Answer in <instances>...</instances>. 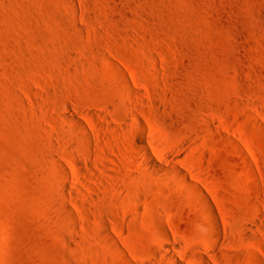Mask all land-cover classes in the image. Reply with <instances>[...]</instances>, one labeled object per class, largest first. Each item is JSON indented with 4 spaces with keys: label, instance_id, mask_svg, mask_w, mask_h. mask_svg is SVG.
<instances>
[{
    "label": "rangeland",
    "instance_id": "obj_1",
    "mask_svg": "<svg viewBox=\"0 0 264 264\" xmlns=\"http://www.w3.org/2000/svg\"><path fill=\"white\" fill-rule=\"evenodd\" d=\"M166 237L264 264V0H0V264H170Z\"/></svg>",
    "mask_w": 264,
    "mask_h": 264
},
{
    "label": "bare ground",
    "instance_id": "obj_2",
    "mask_svg": "<svg viewBox=\"0 0 264 264\" xmlns=\"http://www.w3.org/2000/svg\"><path fill=\"white\" fill-rule=\"evenodd\" d=\"M130 74H131V77L133 79V82L134 84L132 85H136L138 84L139 85V80H138V77L137 75L130 71ZM125 79V78H124ZM126 79H128L126 77ZM130 80V79H129ZM127 82V80H125ZM126 84V83H125ZM129 82H127V86L128 88L131 90V93L134 92L133 94L135 95V93L137 95L140 96V90L142 92V89H139L136 88V86H132ZM140 86V85H139ZM130 93V92H129ZM143 93V92H142ZM133 95V96H134ZM142 95V94H141ZM143 96V95H142ZM138 97V96H136ZM139 98V97H138ZM137 99V98H136ZM140 100V99H139ZM142 102V101H141ZM127 115H128V118L131 120V124H132V121L135 120L136 122H133V123H137V121L139 120L138 119V116H136L134 110L132 109H127ZM71 120H75L76 123H78V125H81V124H84V122H81L80 119L77 118V116L75 114H71ZM69 119V117H68ZM142 119V118H141ZM140 119V121H141ZM72 120V121H73ZM128 120V121H130ZM139 122V121H138ZM143 122V121H141ZM139 122V124L141 123ZM129 123V122H128ZM127 123V124H128ZM86 124V123H85ZM90 124V123H89ZM144 124V123H143ZM96 125V124H95ZM130 125V124H129ZM145 125V124H144ZM85 125L82 126V128L84 127ZM134 126V125H133ZM139 126V129H137L139 131V134L137 135V139H138V143H139V147H140V153H141V157L143 158V164L147 167H149L150 169L153 168L155 170H169L170 168L175 170V172L177 171L179 173L180 176H182V178L186 179L187 178V173L185 171V169L183 170L182 168L180 167H176L174 165H171L172 163H168V161L166 160H161V159H166L164 158V156H162V154H160L159 150H158V147L153 144L149 137H148V132H147V129L142 125V123ZM96 127V126H95ZM87 128V127H86ZM84 128V129H86ZM93 128V127H92ZM97 129V128H96ZM131 129H132V126H131ZM136 129V125H135V128L133 127V130ZM93 130V129H92ZM95 131V130H94ZM132 132V131H131ZM137 132V131H136ZM98 134V133H97ZM132 134V133H131ZM134 134H135V131H134ZM132 134V135H134ZM91 137V135H90ZM88 137V138H90ZM97 137V136H96ZM134 137V136H133ZM87 140L86 141H91V140ZM98 138V137H97ZM96 141V140H95ZM94 142V141H93ZM108 142V141H107ZM111 142V141H109ZM92 145V141L90 142ZM98 143V141H97ZM97 143H95L97 145ZM89 145V143H87ZM99 144V143H98ZM110 144V143H108ZM94 145V144H93ZM110 146V145H109ZM89 147V146H88ZM102 146H99V148H101ZM113 147H114V144H113ZM95 148V147H94ZM97 148V147H96ZM95 148V149H96ZM118 148V147H117ZM103 149V148H102ZM100 149V150H102ZM108 149V147H107ZM119 149V148H118ZM122 149V148H120ZM117 150V149H116ZM98 151V150H97ZM96 151V152H97ZM104 152V150H102ZM124 150H122L123 152ZM237 151H238V154L240 156H244V152L242 149L240 148H237ZM88 152V151H87ZM86 152V153H87ZM93 153V154H96ZM99 152V151H98ZM110 152H111V148H110ZM113 152V151H112ZM111 152V153H112ZM89 154L90 151H89ZM104 154L107 155V153L104 152ZM116 154V152H115ZM88 155V154H87ZM164 155V154H163ZM89 156V155H88ZM87 156V157H88ZM91 156V155H90ZM93 156V155H92ZM104 156V155H103ZM140 157V158H141ZM167 157V156H166ZM97 158V157H96ZM115 158V157H114ZM88 159V158H87ZM93 159V158H92ZM92 159H88V161L86 160L85 164H86V168L90 169V171L92 172V168H93V163L95 161H93L92 163ZM95 159V158H94ZM113 160V159H112ZM83 162H79V161H75V160H70L69 159V164L71 167L74 168V170L76 169H79L80 171H76L74 172V176L75 178L79 179L80 176H82L83 178V171H82V167H84L82 165ZM246 163V162H245ZM84 164V163H83ZM96 164V163H94ZM61 165V164H59ZM246 166V165H245ZM248 167V166H246ZM61 170H63L62 172H64V174L66 175L65 177H67L69 175V171H68V168L67 167H63ZM100 172V171H99ZM160 172V171H159ZM248 172V171H247ZM102 173V172H101ZM251 173V172H250ZM94 174V173H93ZM85 175V174H84ZM96 175V174H95ZM94 175V176H95ZM98 175V174H97ZM96 175V176H97ZM252 175V173H251ZM77 176V177H76ZM100 176V175H99ZM70 177V176H69ZM85 177V176H84ZM189 177V176H188ZM198 177V176H197ZM99 178V177H98ZM101 178V177H100ZM183 179V180H184ZM164 181V180H163ZM190 183V182H189ZM191 184V183H190ZM193 184V183H192ZM195 184V183H194ZM211 188V186H210ZM63 191L66 193V192H69L68 194L71 193L72 191V187L69 183H66L65 184V187L63 189ZM62 191V192H63ZM215 191V190H214ZM63 192V193H64ZM67 195V194H65ZM184 201H186L184 199ZM185 203V202H184ZM187 203V202H186ZM190 203V202H188ZM187 203V204H188ZM189 206L192 207V212H195L196 213H200V208L197 207L196 205H193L191 203V205L189 204ZM216 238L217 240H220V236L218 235V233H216ZM153 250V254L155 256H161V255H165L166 256V260L170 262V264H213V262H215L218 258V253H217V249H215V247L211 244V243H208L207 241H204V240H200L198 241L197 243H193V244H187L184 246V244L182 243V241L178 240L177 238H170V237H166L165 239H161L159 242H158V246L155 247V248H152ZM245 259V258H244ZM247 261H253L255 264H263L261 262V259H259L258 255L254 254V253H251L247 256L246 258ZM149 262V261H148ZM147 263V262H146ZM148 264H151V263H148Z\"/></svg>",
    "mask_w": 264,
    "mask_h": 264
}]
</instances>
